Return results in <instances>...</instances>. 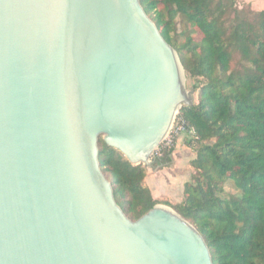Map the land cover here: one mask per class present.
<instances>
[{"label":"water","instance_id":"water-1","mask_svg":"<svg viewBox=\"0 0 264 264\" xmlns=\"http://www.w3.org/2000/svg\"><path fill=\"white\" fill-rule=\"evenodd\" d=\"M182 68L140 0H0V264H213L173 209L130 220L99 159L151 168Z\"/></svg>","mask_w":264,"mask_h":264},{"label":"trees","instance_id":"trees-1","mask_svg":"<svg viewBox=\"0 0 264 264\" xmlns=\"http://www.w3.org/2000/svg\"><path fill=\"white\" fill-rule=\"evenodd\" d=\"M140 2L198 93L180 112L195 130L187 140L191 178L182 200L165 205L199 231L213 264H264V10L241 9L237 0ZM188 27L202 39L185 37ZM99 147L102 171L130 220L164 204L145 179L149 169L172 165L176 145L151 168L132 165L103 138Z\"/></svg>","mask_w":264,"mask_h":264},{"label":"crops","instance_id":"crops-1","mask_svg":"<svg viewBox=\"0 0 264 264\" xmlns=\"http://www.w3.org/2000/svg\"><path fill=\"white\" fill-rule=\"evenodd\" d=\"M243 1L252 5L251 1ZM193 159L194 154L187 147L186 141L180 139L172 154L173 163L170 167L149 169L145 184L149 187L154 199H160L162 194H172L176 188L180 187L182 195L179 200H182L184 185L188 182V176L192 172L190 162Z\"/></svg>","mask_w":264,"mask_h":264},{"label":"rangeland","instance_id":"rangeland-1","mask_svg":"<svg viewBox=\"0 0 264 264\" xmlns=\"http://www.w3.org/2000/svg\"><path fill=\"white\" fill-rule=\"evenodd\" d=\"M237 2H238V5H239V8H245V7H251L252 8V5L251 4H248V3H245L243 0H237ZM184 30V27H183V24H181V22H179V24H178V34L180 35V33L182 32ZM185 37H191V38H193L195 41H200L201 39H202V34H201V32L199 31V29H197V28H193V27H188V29H187V31H186V34H185ZM182 39H184L183 38V36H182V38H179V41L180 42H182L183 40ZM185 77H186V79H187V76H186V74H185ZM193 82L191 81V80H189V79H187V81H186V89H187V92L189 93V94H191V96H192V102L194 103V102H197V100H198V93L197 92H195L194 90H193ZM101 138H103L104 139V137L102 136ZM180 139H183V140H185L186 141V143H187V140H189V137L188 136H186V135H182L181 137H179L176 141L178 142V140H180ZM177 142H176V144H177ZM175 144V145H176ZM172 148V147H171ZM192 170V169H191ZM192 174V172L189 174V176H188V179L190 180V178H191V175ZM188 180V181H189ZM148 187V186H147ZM148 189H149V187H148ZM178 189V190H177ZM180 190V191H179ZM229 190V189H228ZM149 191H150V189H149ZM151 192V191H150ZM179 192V193H178ZM183 193H184V190H183ZM152 194V193H151ZM181 195H182V192H181V188L180 187H178V188H176V190H174L173 192H172V194L170 193V194H162L161 195V198L160 199H157V200H159L161 203H164V204H160L161 206H166V207H169V208H171L170 206H167V205H165L166 203H168V204H171L172 206H174V205H176V204H178L180 201H181V199L179 200V197H181ZM153 196V195H152ZM172 209V208H171Z\"/></svg>","mask_w":264,"mask_h":264},{"label":"built area","instance_id":"built-area-1","mask_svg":"<svg viewBox=\"0 0 264 264\" xmlns=\"http://www.w3.org/2000/svg\"><path fill=\"white\" fill-rule=\"evenodd\" d=\"M181 112V110H180ZM177 113L174 117L173 123L169 129L168 134L160 144V146L156 149L152 156V161H154L158 157H162L163 152L165 150L173 148L176 144V140L181 137L182 135L194 137L195 130L190 128L184 118L180 115L181 113Z\"/></svg>","mask_w":264,"mask_h":264},{"label":"bare ground","instance_id":"bare-ground-1","mask_svg":"<svg viewBox=\"0 0 264 264\" xmlns=\"http://www.w3.org/2000/svg\"><path fill=\"white\" fill-rule=\"evenodd\" d=\"M181 77H182V79H183V81H184V83H185V85H186V81H187V79H186V77H185V72H184L183 68L181 69ZM166 210H167V209H166Z\"/></svg>","mask_w":264,"mask_h":264}]
</instances>
